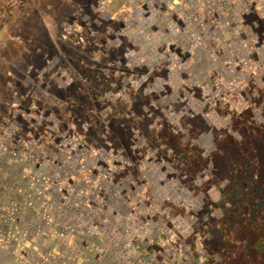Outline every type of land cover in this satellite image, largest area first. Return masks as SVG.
Returning <instances> with one entry per match:
<instances>
[{
  "label": "rangeland",
  "instance_id": "1",
  "mask_svg": "<svg viewBox=\"0 0 264 264\" xmlns=\"http://www.w3.org/2000/svg\"><path fill=\"white\" fill-rule=\"evenodd\" d=\"M129 231L264 264V0H0V264Z\"/></svg>",
  "mask_w": 264,
  "mask_h": 264
},
{
  "label": "crops",
  "instance_id": "2",
  "mask_svg": "<svg viewBox=\"0 0 264 264\" xmlns=\"http://www.w3.org/2000/svg\"><path fill=\"white\" fill-rule=\"evenodd\" d=\"M117 234L118 233L116 232L115 233L116 237L114 238L113 242L109 238L104 237L103 240L105 241L101 243V245L98 243L99 241L97 239L95 240L94 238H92L94 241L90 240L91 244L90 242L89 244L83 243V245H86V247L84 246L85 251L91 253L93 252V250H96L97 246L104 247V250L106 251L110 250L109 255H107L106 257L107 259L101 260V256H99L100 261L105 262V264H116V262L118 261H122L121 264H134L135 262H141V259L136 257L137 249H135L134 245L132 244V240L134 239L133 236L134 234L130 231L124 234H120V235L118 234V236ZM103 240L101 239V241ZM100 255L103 254L101 253ZM86 262L88 263V260ZM141 264H143V262Z\"/></svg>",
  "mask_w": 264,
  "mask_h": 264
},
{
  "label": "built area",
  "instance_id": "3",
  "mask_svg": "<svg viewBox=\"0 0 264 264\" xmlns=\"http://www.w3.org/2000/svg\"><path fill=\"white\" fill-rule=\"evenodd\" d=\"M145 260H143V261L141 260V262H135L134 264H136V263L141 264L142 262H145Z\"/></svg>",
  "mask_w": 264,
  "mask_h": 264
},
{
  "label": "flooded vegetation",
  "instance_id": "4",
  "mask_svg": "<svg viewBox=\"0 0 264 264\" xmlns=\"http://www.w3.org/2000/svg\"><path fill=\"white\" fill-rule=\"evenodd\" d=\"M133 143V142H132ZM116 151H118L117 149H116ZM120 152H121V150H119ZM114 152H115V150H114ZM100 264H103V263H100Z\"/></svg>",
  "mask_w": 264,
  "mask_h": 264
}]
</instances>
